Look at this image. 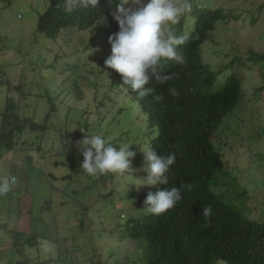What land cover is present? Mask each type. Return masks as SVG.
I'll return each mask as SVG.
<instances>
[{"label":"rangeland","instance_id":"rangeland-1","mask_svg":"<svg viewBox=\"0 0 264 264\" xmlns=\"http://www.w3.org/2000/svg\"><path fill=\"white\" fill-rule=\"evenodd\" d=\"M191 3L228 15L203 45V60L220 81L235 76L242 85L237 109L213 137L232 175L215 192H229L250 220L263 222L264 61L251 58L264 56V0ZM49 4L0 0V114L12 101L38 126H28L0 160V177L17 181L0 197V264H133L139 243L125 238L124 226L149 213L144 201L158 191L140 186L157 129L114 82L90 34L67 28L49 40L38 32ZM182 25L184 32L194 28L190 13ZM85 134L102 135L117 149L130 146L133 173L86 174L76 143ZM42 240L55 245L54 257L41 251Z\"/></svg>","mask_w":264,"mask_h":264},{"label":"trees","instance_id":"trees-1","mask_svg":"<svg viewBox=\"0 0 264 264\" xmlns=\"http://www.w3.org/2000/svg\"><path fill=\"white\" fill-rule=\"evenodd\" d=\"M64 5L65 0H51L39 18L38 31L49 40L67 28H83L94 15L110 12L108 0L96 9L80 8L71 13L65 11ZM193 20L194 28L188 33L180 28L181 33L190 35L181 52L186 64L166 69L164 66L162 74L172 79L160 84L153 78L146 87L154 89V93L140 98L124 85L121 74L114 77L117 84L127 87L132 101L147 116L149 128L157 129L149 148L157 155H176L168 174L169 184H158L159 190L175 186L182 194L176 206L161 215L129 218L125 233L139 243L133 264H264V221L250 220L229 192H215L232 175L226 171L221 153L215 150L213 137L237 109L242 85L235 76L220 81L203 60V45L217 24L228 21V15L223 9L201 6L196 7ZM180 32L177 35L184 36ZM251 59L264 61V56ZM173 88L177 96L170 94ZM154 96H162L163 100L157 102ZM9 102L12 105L0 114V160L16 150V142L28 126L38 127L23 119L15 103ZM227 198L237 205L227 203ZM206 205L212 206L208 219L203 216Z\"/></svg>","mask_w":264,"mask_h":264},{"label":"clouds","instance_id":"clouds-1","mask_svg":"<svg viewBox=\"0 0 264 264\" xmlns=\"http://www.w3.org/2000/svg\"><path fill=\"white\" fill-rule=\"evenodd\" d=\"M102 2L103 0L100 3L99 0H65L64 7L66 12L71 13L80 8L96 9ZM108 4H110V12L94 15L87 20L83 28H75H78L83 35L90 34L91 41L97 40L99 55L105 58L103 61L111 68L113 78H116L118 73L121 74L124 85L129 86L140 98H144L154 93V89L146 87L153 78L160 84L172 79L171 76L162 74L164 66L166 69L170 66L186 64V58L181 52L190 35L181 33L180 28L183 27L187 14L190 13L193 20L196 7L192 6L191 0H108ZM178 32L184 36L177 35ZM104 48L108 50L104 51ZM117 85L132 101V95L127 87ZM169 91L172 96L178 95L174 88ZM153 98L157 102L163 100L162 96ZM134 104L138 105V103ZM76 143L83 155L81 168L86 174L95 177L133 173L132 160L136 153L130 150V146H121L117 149L98 134H85L83 139ZM144 153L147 167L143 170L148 175L140 186L157 185L158 191L155 194L149 191L144 204L148 214L158 216L173 209L182 199L180 188L173 186L159 190L158 186V184H169L168 174L175 163L176 155L175 153L167 156L157 155L156 151L150 148ZM16 183L15 177H0V197L7 196ZM211 215L212 206L206 205L203 208V216L208 219ZM38 243L45 256H55V245L51 241L42 240Z\"/></svg>","mask_w":264,"mask_h":264}]
</instances>
